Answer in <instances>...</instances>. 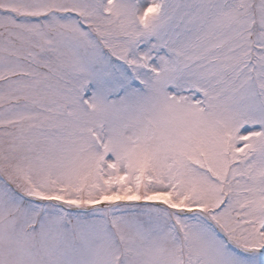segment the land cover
<instances>
[{
  "label": "snow or ice",
  "instance_id": "1",
  "mask_svg": "<svg viewBox=\"0 0 264 264\" xmlns=\"http://www.w3.org/2000/svg\"><path fill=\"white\" fill-rule=\"evenodd\" d=\"M0 264H264V0H0Z\"/></svg>",
  "mask_w": 264,
  "mask_h": 264
}]
</instances>
